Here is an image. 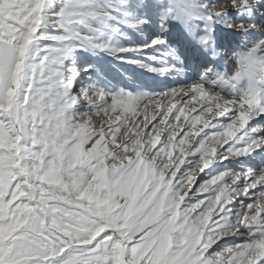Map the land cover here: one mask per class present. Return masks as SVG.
I'll return each mask as SVG.
<instances>
[{
  "label": "snow or ice",
  "instance_id": "1",
  "mask_svg": "<svg viewBox=\"0 0 264 264\" xmlns=\"http://www.w3.org/2000/svg\"><path fill=\"white\" fill-rule=\"evenodd\" d=\"M0 264H264V0H0Z\"/></svg>",
  "mask_w": 264,
  "mask_h": 264
},
{
  "label": "bare ground",
  "instance_id": "2",
  "mask_svg": "<svg viewBox=\"0 0 264 264\" xmlns=\"http://www.w3.org/2000/svg\"><path fill=\"white\" fill-rule=\"evenodd\" d=\"M170 40H172L173 42L175 41V44L180 45L183 44V38L179 35V32H174L173 36L170 37ZM185 56L186 59L188 60L189 63H198L199 62V54L195 51V49L192 48H186V52H185ZM232 65H235V61H232ZM179 99V98H178ZM183 121V118H182ZM202 126V125H201ZM199 173V172H198ZM201 176H203L202 173H199Z\"/></svg>",
  "mask_w": 264,
  "mask_h": 264
},
{
  "label": "rangeland",
  "instance_id": "3",
  "mask_svg": "<svg viewBox=\"0 0 264 264\" xmlns=\"http://www.w3.org/2000/svg\"><path fill=\"white\" fill-rule=\"evenodd\" d=\"M174 44H175V41H174ZM105 69L108 70V71L115 72L116 71V66H113V65H105ZM129 70H131V66H129ZM137 71H139V70H137ZM161 79H164V78H161ZM181 135H183V133H181ZM195 175L197 176V178L202 177L198 172L195 173Z\"/></svg>",
  "mask_w": 264,
  "mask_h": 264
}]
</instances>
